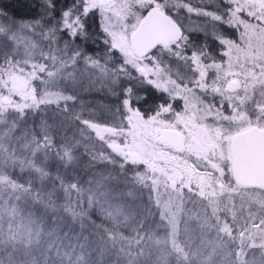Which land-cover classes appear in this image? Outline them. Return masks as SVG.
<instances>
[{
    "label": "snow or ice",
    "instance_id": "1",
    "mask_svg": "<svg viewBox=\"0 0 264 264\" xmlns=\"http://www.w3.org/2000/svg\"><path fill=\"white\" fill-rule=\"evenodd\" d=\"M0 264H264V0L0 6Z\"/></svg>",
    "mask_w": 264,
    "mask_h": 264
},
{
    "label": "trees",
    "instance_id": "2",
    "mask_svg": "<svg viewBox=\"0 0 264 264\" xmlns=\"http://www.w3.org/2000/svg\"><path fill=\"white\" fill-rule=\"evenodd\" d=\"M25 2V3H24ZM62 4L64 3V0H61ZM70 2V0H69ZM37 4V0H0V6L5 7L10 14L14 15L16 18L18 19H30L34 14H35V5ZM11 5H13L12 9ZM18 9V11H17ZM195 20V19H193ZM90 48L94 49L95 51H101V49L98 46H93L90 45ZM86 85L83 84H78L77 85V89H78V94H79V98L81 101H83L89 108L94 109V110H99L97 108V106L99 104H111L114 103L115 98L111 97L110 95L107 94L105 89L99 88L97 86H91L90 87V92H86ZM79 110V109H78ZM86 115V113H85ZM69 134H71V132H69ZM87 163L86 159L84 160L83 163H81L76 169L75 172L77 175H79L81 177V180L87 179L88 178V174L91 171H94V169H86L85 168V164ZM51 170L53 172L56 171V165L55 163H53V166L51 168ZM61 172L63 174L66 175L67 178H70L71 176V172L72 170L69 169L68 173H64V170L61 169ZM46 187L47 188H51V184L46 182ZM117 187L122 188V185H119ZM117 195V199H119V195L118 193ZM139 198L135 200L136 204H147V193L145 192L143 195L138 194ZM57 197H59L60 199L57 200L58 203L62 202V193H57ZM55 198V197H54ZM126 201L132 202V198L131 197H124L123 198ZM36 211L38 214L43 212V209H41L39 206H36ZM152 213L153 215L148 219L147 223H150L153 225V227H155L156 224L162 223L160 221L159 215H158V210L153 208L152 209ZM50 215V214H49ZM92 219L96 221V223L100 224L102 223V219L99 217V214L95 212V210H93L92 213ZM192 226H195L194 222H191ZM76 228V231H79L78 226H74ZM65 230H67L65 228ZM163 229H159V232H162ZM87 234V233H85ZM128 232L125 231V235H127ZM94 239V237H90V240ZM257 252V258H259V253L258 250H255ZM109 259H115V257H108Z\"/></svg>",
    "mask_w": 264,
    "mask_h": 264
},
{
    "label": "rangeland",
    "instance_id": "3",
    "mask_svg": "<svg viewBox=\"0 0 264 264\" xmlns=\"http://www.w3.org/2000/svg\"><path fill=\"white\" fill-rule=\"evenodd\" d=\"M18 1H20V0H18ZM24 3H25V2H24ZM12 7H13V5H11V8H10V9H12ZM8 10H9V9H8ZM17 11H18V9H17ZM192 19H195V20H193V21H196V20H197V18H195V17H192ZM202 39H203V38H202ZM202 39H201V40H202ZM79 84L86 85V86H87V88H86V92H90V87H91L92 85H89L87 77L82 78ZM97 87H99V86L97 85Z\"/></svg>",
    "mask_w": 264,
    "mask_h": 264
},
{
    "label": "flooded vegetation",
    "instance_id": "4",
    "mask_svg": "<svg viewBox=\"0 0 264 264\" xmlns=\"http://www.w3.org/2000/svg\"><path fill=\"white\" fill-rule=\"evenodd\" d=\"M193 17H195V16H193ZM195 18H196V17H195ZM194 36H198V37H199V39H202V38H204L202 34H198V33H194Z\"/></svg>",
    "mask_w": 264,
    "mask_h": 264
}]
</instances>
